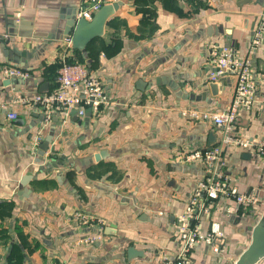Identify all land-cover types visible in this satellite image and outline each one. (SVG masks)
<instances>
[{
  "label": "crops",
  "instance_id": "1",
  "mask_svg": "<svg viewBox=\"0 0 264 264\" xmlns=\"http://www.w3.org/2000/svg\"><path fill=\"white\" fill-rule=\"evenodd\" d=\"M81 3L0 0V67L29 74L24 80L0 78V264L174 259L177 218L209 176L201 159L185 158L221 138L212 122L181 112L221 111L233 95L228 76L221 95L207 91L210 52L217 47L236 48L251 59L255 100L249 111H239L234 129L264 142V39L249 52L253 31L264 20V0H129L127 16L109 18L104 37L88 45L91 61L84 60L103 82L106 106L89 117L72 114L61 125L55 117L43 123L41 111L13 104L17 95L38 93L43 82L54 90L64 45L54 39L59 18ZM9 111L17 118L8 119ZM46 140L47 151L40 154ZM222 159L217 173L259 203L243 207L224 196L206 198L192 213L191 227L203 235L218 231L219 250L200 242L188 254L189 264L235 262L264 208V157L229 144ZM205 197L201 191L200 201ZM75 213L102 223L82 226ZM92 236L94 242H84ZM130 246L143 255L128 260Z\"/></svg>",
  "mask_w": 264,
  "mask_h": 264
},
{
  "label": "built area",
  "instance_id": "2",
  "mask_svg": "<svg viewBox=\"0 0 264 264\" xmlns=\"http://www.w3.org/2000/svg\"><path fill=\"white\" fill-rule=\"evenodd\" d=\"M114 0H82L77 17L90 20L93 13L103 4ZM264 39V20L258 22L249 43V52L254 51ZM63 52L58 57V69L56 71V87L47 93H36L33 96L17 95L12 99L13 104L33 107L41 111L43 123L55 117L61 125H65L72 114L77 117H84L87 112L97 114L107 103L109 96L104 88L103 82L97 73L89 71L84 63L78 61L70 62L74 59L71 56V45L69 39H64ZM73 51V50H72ZM210 71L207 74L208 82H215L223 77L233 78V95L227 108L221 111H182V116H189L194 119H202L212 122L221 132L218 145L205 152H193L186 156V162L201 159L209 172L206 181L200 184L201 191L205 194V199L201 202L199 194L195 192L187 205L184 214L177 218L179 234V250L172 260H164L162 264H189L188 254L193 247L204 242L213 251L218 252V239L221 234L217 231L203 235L199 227H191V218L197 207H204L206 198L215 199L219 196L232 198L237 204L243 207L254 206L259 203L256 196L252 194L240 193L236 188L231 187L223 174L217 173V166H221L223 161L222 151L224 145H233L244 150L253 151L264 157V142H255L235 134V122L240 110L249 111L255 100L257 82L255 80L251 59L246 56L241 58L236 48L223 45L210 52ZM29 74L23 69L3 65L0 67V78H21L27 79ZM7 118L16 119L17 114L9 111ZM73 218L82 226H93L101 224L102 221L81 213H75ZM190 222V223H189ZM97 237L92 236L84 242H94ZM61 264V263H54Z\"/></svg>",
  "mask_w": 264,
  "mask_h": 264
},
{
  "label": "water",
  "instance_id": "3",
  "mask_svg": "<svg viewBox=\"0 0 264 264\" xmlns=\"http://www.w3.org/2000/svg\"><path fill=\"white\" fill-rule=\"evenodd\" d=\"M129 0H116L103 4L98 10H96L91 19L88 21L83 17H77V13L80 7L73 9L65 15H60V20L57 26V34L54 37L55 40L69 39L72 50L81 54L86 64L91 61L88 59V45L95 39L103 38L105 26L112 16L126 17L127 14L123 11L125 3ZM131 31H135V28H131ZM90 71V68H88ZM141 84V80L138 81ZM228 80L221 78L215 82H208L207 91L211 96H219L223 93L224 87L228 85ZM48 83L43 82L39 84L38 93H47ZM264 113V106H263ZM90 112H87L85 116L89 117ZM77 118V117H76ZM43 121V117L41 116ZM56 119V118H55ZM57 120V119H56ZM213 134H209L208 149L213 143ZM49 140L41 143L39 146V153L47 151ZM219 168V167H217ZM109 228L105 229L109 234ZM141 250L130 246L127 248V259L142 256ZM264 258V208L251 231V241L247 248L242 251L237 260L232 264H257Z\"/></svg>",
  "mask_w": 264,
  "mask_h": 264
},
{
  "label": "trees",
  "instance_id": "4",
  "mask_svg": "<svg viewBox=\"0 0 264 264\" xmlns=\"http://www.w3.org/2000/svg\"><path fill=\"white\" fill-rule=\"evenodd\" d=\"M109 48H111V47L109 46ZM74 53H75L76 58H74V59H70L69 61H70V62L78 61V62H80V63H84V59L81 57V54L78 53V52H76V51H74ZM58 67H59V66H56V69H58ZM93 67H94V66L91 64L88 68H91V70H92ZM55 78H56V75H55Z\"/></svg>",
  "mask_w": 264,
  "mask_h": 264
},
{
  "label": "rangeland",
  "instance_id": "5",
  "mask_svg": "<svg viewBox=\"0 0 264 264\" xmlns=\"http://www.w3.org/2000/svg\"><path fill=\"white\" fill-rule=\"evenodd\" d=\"M82 4V3H81Z\"/></svg>",
  "mask_w": 264,
  "mask_h": 264
}]
</instances>
